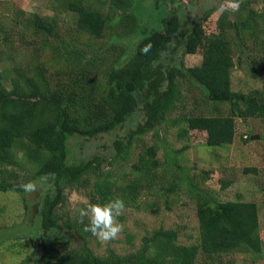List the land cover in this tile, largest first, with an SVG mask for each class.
Masks as SVG:
<instances>
[{"label":"trees","instance_id":"obj_1","mask_svg":"<svg viewBox=\"0 0 264 264\" xmlns=\"http://www.w3.org/2000/svg\"><path fill=\"white\" fill-rule=\"evenodd\" d=\"M230 1L235 3L231 9H222L220 0L196 19L182 10L181 0L172 1L158 25L133 43L125 63L121 64V56L115 63L105 61L102 80L98 68L103 61H87L79 54L66 58L73 69L68 75L75 76L57 85L42 62L34 60L29 66L13 63L9 69L0 66V192L22 197L24 217L30 214L31 193L20 185L31 181L40 193L35 199V224L27 217L31 227L25 238L1 226L0 246L9 240H25L22 245L30 247L31 253L21 264H197L200 255L222 259L232 253H262L260 210L255 202L223 201L216 190H200L191 183L199 222L198 244H179L176 230L161 228L145 238L138 256L120 257L110 251L108 257L101 258L80 245L81 241L88 245V238L94 236L84 230L86 221H72L59 212L66 203L65 190L93 178V191L101 204L116 196L126 205L137 204L143 192H151L159 177H167L158 172L164 163L158 158L157 145L144 146L130 163L134 142L149 131L158 135L162 126L178 125L180 139L203 140L215 151L233 145L236 119L264 120V84L249 92L233 87L237 67L246 65L253 76L264 75V9L258 8V0ZM61 3L76 16L79 32L97 38L104 36L110 22L106 9H118L127 24L138 26L140 22L133 12V0ZM210 23L217 32H208ZM22 25L25 34L41 37L47 45L59 40L55 17L34 14ZM148 44L151 48L144 53ZM198 54L203 56L201 64L187 67L184 57ZM184 85L197 103L199 94L203 102L225 105L229 114H184L170 119L171 113L186 107ZM120 129H127L126 134L111 142L101 141ZM95 142L98 151L92 149ZM21 153L33 167L31 172L24 170L30 177L14 172L16 167L23 170ZM115 165L126 183L119 184L115 172L106 171ZM212 171L202 168L201 173L214 176ZM246 171L257 172L256 168ZM172 175L170 191L181 181ZM220 183L223 190L232 185L228 179H220Z\"/></svg>","mask_w":264,"mask_h":264},{"label":"rangeland","instance_id":"obj_2","mask_svg":"<svg viewBox=\"0 0 264 264\" xmlns=\"http://www.w3.org/2000/svg\"><path fill=\"white\" fill-rule=\"evenodd\" d=\"M62 1L0 0V66L9 69L13 63L29 66L34 60L42 62L47 76L57 85L61 82H69L72 76H75V74L68 75L73 72V69L71 64L66 62V58L79 54L87 61L95 59L103 61L102 66L98 68V77L102 80L101 76L106 68L105 61L115 63L121 56V64L125 63L133 43L144 36L146 31L158 25L157 21L168 12L174 0H133V12L140 18L138 26L127 24L123 19L125 16L118 9L117 12L104 10L110 22L101 38L79 32L76 26V16L61 5ZM219 1L181 0L180 6L182 5V10H188L191 19H196L202 11L216 6ZM108 2L111 3L112 0ZM97 4L93 6L99 8L100 3ZM234 4L230 0H223L222 9H231L235 6ZM257 6L262 11L264 0H258ZM34 14L57 19L59 40H54L47 45L41 37H30L25 34L22 24ZM216 28L214 23H210L208 32H217ZM184 58L185 65L192 67L201 64L203 56L201 54L186 55ZM245 66L237 67L234 71V89L249 92L261 88L264 84V75L255 77ZM181 89L188 97L185 100L184 106L186 107L181 106L171 113L170 119L181 118L184 114L209 116L229 114L225 105L213 106V104L203 102L199 94L196 95V99H199L201 103H197L195 96L191 95L186 85ZM132 125L133 123H130V126ZM236 125L237 135L233 145L215 151H211L203 140L193 137L180 139L178 133L181 126L178 127V125L162 126L158 135L149 131L139 137L134 142L130 163H134L144 146L150 148L155 144L158 147V158L164 163V167L158 170L159 175L166 174L167 177L165 176L164 179L159 177L158 185L151 192H143L144 194L138 197L137 204L128 203L126 205L125 203V208L116 221L122 225V231L116 238L101 240L96 236H90L86 246L80 240L81 247H87L101 258L108 257L110 251L120 257L138 256L137 253L145 244V238L152 236L161 228L176 230L179 244H198L199 222L196 202L188 184L191 183L200 190H216L223 201L255 202L260 210V235L263 244L261 254L232 253L222 259L215 257L206 259L200 255L197 264H264V120L236 119ZM126 131L127 129H120L113 135L104 136L101 141L111 142L119 135L126 134ZM250 135L254 137L248 140ZM97 144L98 142L91 144L95 151L99 149L96 147ZM19 156L23 170L16 167L14 172L19 176L30 177L31 173L24 171L31 172L30 160L28 159V163L23 153ZM202 168L213 169L214 176L205 172L201 173ZM250 168H256L257 172L246 171ZM115 169L116 165L107 168L106 171L115 172L119 184L126 183ZM127 174H129V168H127ZM172 174H176L181 181L175 190L170 191ZM220 179H228L232 183L228 190L221 188ZM94 182L93 178L85 185L67 188L64 192L66 203L59 209L60 214L70 217L72 221L78 219L81 223L83 221L88 223V218L81 217L79 211L89 204H101L99 197L97 198L93 191ZM39 195L37 190L29 195L31 209L27 217L30 219L29 223L33 225L36 214L35 199ZM115 199H120V197L116 196ZM22 201V197L18 194L0 192V227L11 228L13 229L11 234L25 238L26 229L31 226L28 225L27 217H24L25 210ZM20 228L23 230L20 231ZM24 243L25 240L19 243L9 240L1 245L0 264H21L31 253L30 247L22 245ZM153 250L155 251L154 247L151 252Z\"/></svg>","mask_w":264,"mask_h":264},{"label":"clouds","instance_id":"obj_3","mask_svg":"<svg viewBox=\"0 0 264 264\" xmlns=\"http://www.w3.org/2000/svg\"><path fill=\"white\" fill-rule=\"evenodd\" d=\"M150 48L151 44L145 45L142 51L147 53ZM20 187L27 193L37 190V185L31 181L21 184ZM124 208L125 203L122 199H113L103 204H89L79 211L81 217L88 218L84 230L91 232L92 235L101 240L116 238L122 231V225L116 221Z\"/></svg>","mask_w":264,"mask_h":264}]
</instances>
